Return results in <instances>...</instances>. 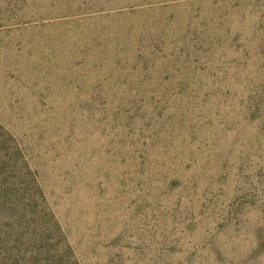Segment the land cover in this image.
I'll return each mask as SVG.
<instances>
[{
  "label": "rangeland",
  "instance_id": "1",
  "mask_svg": "<svg viewBox=\"0 0 264 264\" xmlns=\"http://www.w3.org/2000/svg\"><path fill=\"white\" fill-rule=\"evenodd\" d=\"M0 264H264V0H0Z\"/></svg>",
  "mask_w": 264,
  "mask_h": 264
}]
</instances>
